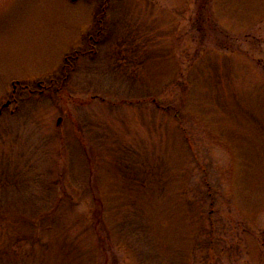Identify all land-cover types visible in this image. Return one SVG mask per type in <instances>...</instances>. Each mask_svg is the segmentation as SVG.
<instances>
[{
	"label": "rangeland",
	"instance_id": "374dc122",
	"mask_svg": "<svg viewBox=\"0 0 264 264\" xmlns=\"http://www.w3.org/2000/svg\"><path fill=\"white\" fill-rule=\"evenodd\" d=\"M15 81L0 264H264V0H0Z\"/></svg>",
	"mask_w": 264,
	"mask_h": 264
},
{
	"label": "water",
	"instance_id": "95a60500",
	"mask_svg": "<svg viewBox=\"0 0 264 264\" xmlns=\"http://www.w3.org/2000/svg\"><path fill=\"white\" fill-rule=\"evenodd\" d=\"M19 82H12V86L15 88V86L18 84ZM11 103L10 100H7L6 102H4L1 107H0V114L2 112V109L7 107L9 104Z\"/></svg>",
	"mask_w": 264,
	"mask_h": 264
},
{
	"label": "trees",
	"instance_id": "16d2710c",
	"mask_svg": "<svg viewBox=\"0 0 264 264\" xmlns=\"http://www.w3.org/2000/svg\"><path fill=\"white\" fill-rule=\"evenodd\" d=\"M106 3H104L103 5H105ZM104 11H105V9H104V6H103V9L101 10V14H103L104 13ZM100 34V33H99ZM98 36V35H97ZM84 54H85V52H84ZM79 55H82V54H80V52H75L74 54H73V56H71V57H74V58H72V60H76L77 58H78V56ZM69 60V59H68ZM70 61V60H69Z\"/></svg>",
	"mask_w": 264,
	"mask_h": 264
},
{
	"label": "flooded vegetation",
	"instance_id": "af4514ba",
	"mask_svg": "<svg viewBox=\"0 0 264 264\" xmlns=\"http://www.w3.org/2000/svg\"><path fill=\"white\" fill-rule=\"evenodd\" d=\"M50 84L51 85H54L55 83H54V80H50ZM45 87V90H49V86L47 85V86H44ZM48 88V89H47ZM16 91H17V89L15 90V93H16ZM29 91H32L31 89H29ZM44 91V90H43ZM15 95V94H14ZM17 101V100H16Z\"/></svg>",
	"mask_w": 264,
	"mask_h": 264
}]
</instances>
